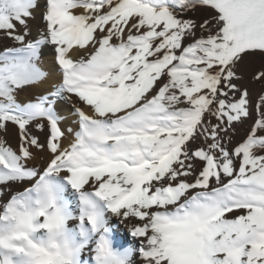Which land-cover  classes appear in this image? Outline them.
<instances>
[{"label":"snow or ice","instance_id":"obj_1","mask_svg":"<svg viewBox=\"0 0 264 264\" xmlns=\"http://www.w3.org/2000/svg\"><path fill=\"white\" fill-rule=\"evenodd\" d=\"M0 41V264H264V0H0Z\"/></svg>","mask_w":264,"mask_h":264},{"label":"bare ground","instance_id":"obj_2","mask_svg":"<svg viewBox=\"0 0 264 264\" xmlns=\"http://www.w3.org/2000/svg\"><path fill=\"white\" fill-rule=\"evenodd\" d=\"M43 2V0H42ZM54 52L52 51L51 48H45L43 50L42 54V59L41 63L42 66L49 70L51 75L48 80H46L43 84L39 85L37 88L33 89L32 92L33 94H39L43 92L46 89H50L52 85L59 83L60 81V72L57 71L56 65L54 63ZM21 98L24 99L26 98L25 94H21ZM63 108L64 114L67 115L70 112V107L67 105L61 106ZM12 133V134H11ZM4 133H1L0 136H4ZM9 137V138H8ZM6 138H8L9 144H11L13 147L16 145V140L13 137V132L9 130V132L6 135ZM45 157H47V154H45ZM27 184H18V185H13V191H22L25 187H27ZM4 203V198H0V204ZM135 241L133 238L130 237L126 232L123 230H118L116 233H114V243L118 247L122 246H127L129 244L134 243Z\"/></svg>","mask_w":264,"mask_h":264},{"label":"rangeland","instance_id":"obj_3","mask_svg":"<svg viewBox=\"0 0 264 264\" xmlns=\"http://www.w3.org/2000/svg\"><path fill=\"white\" fill-rule=\"evenodd\" d=\"M4 43H7V42L6 41H0V48L3 47ZM241 69H242V73H243V79L241 82L248 89L250 95L255 100L260 95L264 94V81L255 79V74L257 73V71L264 69V59H261L259 57H257V58H246V61L241 66ZM246 126L247 125H243V126L238 127L237 134H236L237 139H239V137L244 134ZM10 130L13 132V137L16 140L15 130L12 129L11 127H10Z\"/></svg>","mask_w":264,"mask_h":264}]
</instances>
